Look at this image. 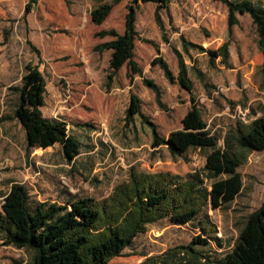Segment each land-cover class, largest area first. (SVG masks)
<instances>
[{
    "label": "rangeland",
    "instance_id": "374dc122",
    "mask_svg": "<svg viewBox=\"0 0 264 264\" xmlns=\"http://www.w3.org/2000/svg\"><path fill=\"white\" fill-rule=\"evenodd\" d=\"M25 2L0 0V212L17 223L20 236L25 235L21 205L4 197L11 181L26 185L31 204L61 203L68 194L102 199L128 179L131 169L180 175L202 169L207 149L190 148L183 155H171L163 145L153 147L149 125L138 115L126 123L125 109L133 92L141 100L144 117L156 124L160 135L181 127V118L191 106L189 94L171 83L152 59L161 56L175 75L178 63L171 46L180 49L179 32L216 51L227 38L224 3L171 0L168 10H160L170 41L167 44L154 20L155 3L140 2L135 28L139 37L151 39L155 45L136 38L133 60L143 76L159 86L165 105L161 108L138 73H132L130 80L124 63L110 79V51L93 50L96 43L112 38L96 37L95 31H123L129 0L114 4L101 24L92 23L89 17L97 0H38L26 22L22 19ZM238 18L229 45L230 67L219 62L220 56L211 67L207 54L201 51L192 50V59L184 55L196 104L211 133L219 146L229 144L241 155L236 172L205 181L209 196L203 214L216 224L218 240L199 248L212 258L231 250L247 215L264 202V150H241L231 142L239 122L264 114L262 53L255 27L249 15L239 14ZM27 40L40 51L39 69L46 80L42 114L66 121L68 131L81 142L80 152L71 162L62 156L60 135L46 124L25 130L12 117L17 93L10 86L20 83L28 61L37 62ZM192 63L203 72L207 85L196 76ZM82 122L90 126L78 125ZM196 220L177 223L163 218L151 223L122 255L106 264H137L144 258L140 253L157 255L170 246L187 243L198 232ZM30 254L3 244L0 238V264L27 261Z\"/></svg>",
    "mask_w": 264,
    "mask_h": 264
},
{
    "label": "trees",
    "instance_id": "16d2710c",
    "mask_svg": "<svg viewBox=\"0 0 264 264\" xmlns=\"http://www.w3.org/2000/svg\"><path fill=\"white\" fill-rule=\"evenodd\" d=\"M119 1L97 0V5L89 14L91 22L101 24L110 14L113 5ZM170 1L129 0L122 32L115 28L94 32L99 38L112 37L93 46V50L97 52L110 51L109 78L126 63L129 79L131 80L132 73H138L143 83L154 92L155 100L161 108L165 105L161 101L159 86L152 79L144 77L141 68L133 60L136 38L155 45L153 40L139 37L135 21L140 2L155 3V23L160 29L161 38L170 44L160 16V10H168ZM219 1L225 4L227 10V38L216 51L207 49L179 32L180 49L171 46L177 58V73L173 74L167 61L161 56L152 59V64H158L171 83L178 84L189 94L191 106L181 118V127L170 131L167 136L160 135L156 124L144 117L141 100L133 92L129 94L125 109L126 123H130L138 115L149 125L153 147L163 145L171 155H183L190 148L207 149L202 169L183 175L168 171L131 169L128 179L116 184L111 193L102 199L68 194L61 203L35 201L31 204L26 185L11 181L4 197L20 203L25 217V235L20 236L17 233V223L0 212V238L3 244L26 249L31 253L27 261L14 259L13 264H106L109 259L122 255L125 248L139 233L145 232L149 224L163 218L177 223H189L197 218L198 232L187 243L170 246L160 254L140 253L144 258L137 264H264V202L247 215L231 250L224 255L212 258L199 248L218 240L216 224L207 214H203L209 196L205 181L236 172L241 164V155L229 144L219 146L217 137L211 133L196 104L193 82L188 75L184 55L192 59V50L201 51L207 54L211 67L216 66L218 56L222 65L230 67L232 28L239 24V14H247L255 27L257 45L262 53L261 70L264 74V0ZM37 2L38 0H26L24 3L22 19L25 22ZM27 42L37 54V62L28 61L20 83L10 86L17 93L12 117L25 130H37L46 124L50 130L60 135L62 156L71 162L79 154L81 142L68 131L66 121L42 114L46 80L39 69L40 51L30 40ZM191 68L200 81L207 85L203 72L193 63ZM78 125L90 126L87 122ZM231 142L241 150H264V114L255 116L246 123L239 122ZM71 218L75 219L74 223L69 222ZM62 225L64 226L60 227Z\"/></svg>",
    "mask_w": 264,
    "mask_h": 264
}]
</instances>
